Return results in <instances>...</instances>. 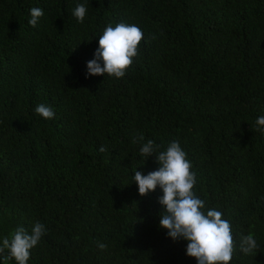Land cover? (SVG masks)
<instances>
[{"label": "trees", "instance_id": "16d2710c", "mask_svg": "<svg viewBox=\"0 0 264 264\" xmlns=\"http://www.w3.org/2000/svg\"><path fill=\"white\" fill-rule=\"evenodd\" d=\"M120 22L142 29L139 55L123 78H86L103 29ZM41 103L54 119L35 113ZM260 116L264 0H0V243L38 221L47 231L28 264H197L159 227L162 190L142 197L134 183V170L159 167L142 144L176 140L205 211L231 222V264H264ZM249 232L259 249L246 256Z\"/></svg>", "mask_w": 264, "mask_h": 264}, {"label": "clouds", "instance_id": "9594fccd", "mask_svg": "<svg viewBox=\"0 0 264 264\" xmlns=\"http://www.w3.org/2000/svg\"><path fill=\"white\" fill-rule=\"evenodd\" d=\"M44 11L41 8L30 9L29 25L37 27ZM72 15L83 23L87 15L85 4H77ZM144 38L142 29L136 24L124 22L113 26L109 23L99 36V46L94 58L87 61L86 78L91 76H109L123 78L139 55V46ZM153 39L156 37L153 36ZM35 113L45 120L55 118L52 107L38 104ZM255 131L264 133V116L256 119ZM144 135H135L133 144L143 142ZM159 146L149 139L140 148L141 157L155 156L157 170L147 175L134 170V183L138 185L140 196H147L159 187L163 195L158 197L162 206L159 227L167 230V236L173 241H187L186 255L195 258L197 264H231L237 249L231 222L223 218V213L214 208L207 209L205 201L194 191L196 173L192 171L191 161L181 144L173 140L165 150L158 151ZM99 151L106 148L101 146ZM148 160V159H147ZM264 199V198H262ZM47 229L41 222H36L31 232L23 226L15 227L0 243V260L3 264H28L31 250L38 245ZM103 250L106 245L99 243ZM259 249L253 233L241 234L239 250L244 255H252Z\"/></svg>", "mask_w": 264, "mask_h": 264}]
</instances>
